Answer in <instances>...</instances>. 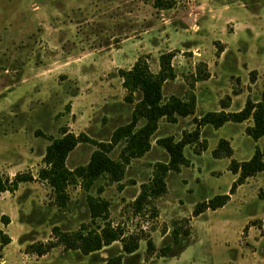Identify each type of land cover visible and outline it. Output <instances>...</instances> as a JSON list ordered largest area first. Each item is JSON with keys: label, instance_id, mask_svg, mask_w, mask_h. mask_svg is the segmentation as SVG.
<instances>
[{"label": "rangeland", "instance_id": "374dc122", "mask_svg": "<svg viewBox=\"0 0 264 264\" xmlns=\"http://www.w3.org/2000/svg\"><path fill=\"white\" fill-rule=\"evenodd\" d=\"M155 1L0 0V175L34 176L0 194V228L11 237L0 249V264H107L118 256L124 264H264V172L236 189L224 207L193 215L197 204L230 191L232 159L247 160L262 146L264 138L255 141L246 133L252 119L201 127L198 141L184 150L189 166L168 173L165 194L140 209L135 205L142 185L170 160L159 138L181 140L205 113L224 105L238 111L248 99H261L264 0H174L170 8ZM166 53L175 54L176 76L164 84V99L195 94V114L177 123L162 118L151 149L131 159L121 181L103 175L84 186L78 178L62 203L38 177L52 138L67 130L111 142L114 131L131 121L135 105L125 99L120 70L145 56L157 73ZM202 69L208 77L197 80ZM221 138L230 141L231 157L213 156ZM124 145L117 143L109 155L124 160ZM95 149L78 144L68 168L86 165ZM92 198L109 204L114 226L139 238L134 253H124L121 240L90 254L60 243L43 255L31 252L33 244L58 242L56 232L103 224L91 216Z\"/></svg>", "mask_w": 264, "mask_h": 264}, {"label": "trees", "instance_id": "16d2710c", "mask_svg": "<svg viewBox=\"0 0 264 264\" xmlns=\"http://www.w3.org/2000/svg\"><path fill=\"white\" fill-rule=\"evenodd\" d=\"M155 4L160 7L170 8L174 0H156ZM174 53L161 55L160 70L155 73L151 70L145 56H141L129 69H121L120 76L123 79V87L127 90L126 101L135 103L132 119L128 124L118 127L112 136L111 142H99L90 138L87 134H75L65 130L63 135L52 138L44 155V166L40 169L38 177L47 182L56 193L59 200L65 203L68 198L67 188L78 178L84 186H89L103 175H109L113 181H121L125 174L126 165L133 158L144 156L152 147V137L159 128V122L166 118L170 123H177L180 117H188L195 114L197 99L191 94L186 100L175 95L164 99V84L174 79L176 74L172 64ZM198 74L197 80H203L208 74ZM227 107L224 105L222 108ZM252 119V125L247 126L246 133L255 141L264 138V93L258 101L248 99L243 109L238 111H209L201 118H196L197 128L188 133L181 140L172 137L159 138L158 145L162 146L169 154L170 160L158 166L156 173L149 182L142 185L140 195L135 201L138 209L167 192L166 177L170 171L180 172L182 166H189L190 160L185 155V147L198 141L200 128L212 125L218 129L228 122L242 123ZM144 124L138 127L139 122ZM124 141L122 150L124 160H115L109 152L114 146ZM80 143H93L97 149L92 153L89 162L84 166H78L71 170L67 166L69 154ZM201 151L207 149L205 141L201 142ZM195 150L196 153H199ZM234 150L229 140L221 138L217 147L213 150L215 158L231 157ZM230 170L237 175L228 193L217 194L214 197L196 205L193 215L199 216L205 211L216 210L225 206L235 193L239 185L247 178L264 172V142L262 146H256L251 158L243 161L232 159ZM34 180L31 173H17L12 179L0 175V194L5 191H15L21 183ZM108 203L96 198L90 200V211L94 221L101 219L103 224L84 232L79 230L73 233L56 232L58 242L47 244H33L31 252L43 255L47 253L56 243L65 245L66 248L80 249L84 254L99 251L104 246L111 245L114 241L123 242V251L126 254L134 253L138 248L139 238L134 235H126L119 226H114L108 220ZM189 231L186 230L185 234ZM174 241H179V229L175 226L173 230ZM11 242V237L0 228V249ZM171 247H165L163 256H166ZM107 264H124L123 256L111 258Z\"/></svg>", "mask_w": 264, "mask_h": 264}, {"label": "crops", "instance_id": "0c3cea01", "mask_svg": "<svg viewBox=\"0 0 264 264\" xmlns=\"http://www.w3.org/2000/svg\"><path fill=\"white\" fill-rule=\"evenodd\" d=\"M221 110H225V111H231V110H227V107H225V108H222ZM228 123H230V122H228ZM226 139V138H225ZM228 140V139H227ZM233 148V147H232ZM234 150V149H233ZM252 157V156H251ZM250 157V158H251ZM261 173H263V172H261ZM261 173H258L257 175H255V176H252V177H249V178H252V179H259V177H260V175H261ZM235 175V174H234ZM236 176V178H237V175H235ZM249 178H247L246 179V181L243 183V184H241V185H239L238 186V188H237V192L239 193L240 192V190H241V188L245 185V184H247L250 180H249ZM236 180V179H235ZM237 192L236 193H234V194H232L231 195V198H230V200L229 201H231V200H233L234 199V197L237 195ZM208 200V199H207ZM228 201V202H229ZM227 205V204H226ZM224 207V206H223ZM219 209V208H218ZM209 210H211V209H209ZM217 210V209H216ZM215 211V210H214ZM203 214V213H202Z\"/></svg>", "mask_w": 264, "mask_h": 264}]
</instances>
